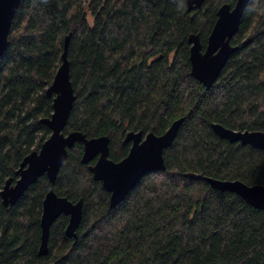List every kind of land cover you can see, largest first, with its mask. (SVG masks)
I'll return each instance as SVG.
<instances>
[{"label": "trees", "instance_id": "obj_1", "mask_svg": "<svg viewBox=\"0 0 264 264\" xmlns=\"http://www.w3.org/2000/svg\"><path fill=\"white\" fill-rule=\"evenodd\" d=\"M235 2L206 0L188 13L184 0H21L0 58V191L50 136L39 121L53 112L46 90L68 35L76 100L64 134L108 137L117 162L127 132L161 135L183 121L163 153L165 170L144 175L113 208L81 163L82 145L68 149L53 189L82 201L81 220L73 239L59 217L46 255L38 248L47 178L12 206L0 198V264H264V211L204 180L264 187V151L211 128L264 132V0L245 8L231 39L237 50L209 89L189 67V35L204 46L217 9Z\"/></svg>", "mask_w": 264, "mask_h": 264}, {"label": "water", "instance_id": "obj_2", "mask_svg": "<svg viewBox=\"0 0 264 264\" xmlns=\"http://www.w3.org/2000/svg\"><path fill=\"white\" fill-rule=\"evenodd\" d=\"M205 1L184 0L186 11L189 13L200 9ZM252 1L236 0L233 6L222 4L216 11V20L204 46L198 34L189 35L190 75L206 89L213 85L228 59L236 52L237 48L231 44V39L239 29L245 8ZM20 2L21 0H0V58L6 51L11 24ZM69 38L70 35L64 39L61 63L46 90L48 97L53 96V112L49 118L39 121L50 130V136L41 144L38 151L31 152L23 159L16 172L18 178L15 183L7 180L0 191L2 205L9 207L14 205L39 178L42 176L47 178L50 188L41 208L39 255L47 254L50 228L61 216L68 219L64 230L65 236L76 239L75 231L81 220L82 201L72 203L64 197L57 196L53 189L68 149L77 143L82 145L81 163L88 166L93 180L100 182L102 189L109 194V206L113 208L123 202L144 175L165 170L163 153L171 146L183 121L175 120L161 135L152 132L144 135L141 131L127 132L123 144H130V148L127 155L117 162L109 158L108 137L87 138L78 131L64 134L63 130L76 100L67 60ZM211 128L220 139L264 151V132L235 131L220 124H212ZM204 180L212 189L234 193L252 208L264 211L263 186H249L238 180L213 178Z\"/></svg>", "mask_w": 264, "mask_h": 264}, {"label": "flooded vegetation", "instance_id": "obj_3", "mask_svg": "<svg viewBox=\"0 0 264 264\" xmlns=\"http://www.w3.org/2000/svg\"><path fill=\"white\" fill-rule=\"evenodd\" d=\"M144 136V135H143ZM126 145H129V148H130V144H126ZM128 151H129V149H128ZM128 153V152H127ZM94 162V161H93ZM93 162L91 163V164H93Z\"/></svg>", "mask_w": 264, "mask_h": 264}, {"label": "rangeland", "instance_id": "obj_4", "mask_svg": "<svg viewBox=\"0 0 264 264\" xmlns=\"http://www.w3.org/2000/svg\"><path fill=\"white\" fill-rule=\"evenodd\" d=\"M88 19H89V23L91 24V21H92L91 18L89 17Z\"/></svg>", "mask_w": 264, "mask_h": 264}]
</instances>
